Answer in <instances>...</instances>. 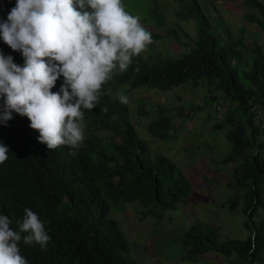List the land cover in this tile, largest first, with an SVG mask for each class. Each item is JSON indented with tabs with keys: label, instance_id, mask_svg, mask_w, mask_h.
Returning a JSON list of instances; mask_svg holds the SVG:
<instances>
[{
	"label": "trees",
	"instance_id": "1",
	"mask_svg": "<svg viewBox=\"0 0 264 264\" xmlns=\"http://www.w3.org/2000/svg\"><path fill=\"white\" fill-rule=\"evenodd\" d=\"M242 1L255 11L245 14L244 20L264 34V5ZM174 3L175 17L194 23L195 38L179 55L151 49L152 55L135 57L126 72L104 84L97 107L85 110V140L78 155L70 156L66 146L47 150L37 142L39 133L30 129L28 119L16 113L7 126L0 124V143L9 149L8 159L0 164V214L12 219V228L18 230L16 222L30 208L51 237L44 249L21 242V254L29 264H136L110 210L136 203L140 217L158 218L184 204L189 184L173 161L150 153L129 122L128 104L113 97L123 86L128 92L138 88L166 92L185 85L203 87L199 105L178 107L175 115L164 113L162 105L150 113L139 109L137 114L153 113L147 133L162 141L176 130V121L183 126L203 110L223 108L222 120L214 126L224 129L229 146L218 164L231 165L227 186L237 199L232 198L229 208L238 205L248 234L244 239H221L208 224L193 223L175 243L186 252L187 262L211 253L225 264H264V52L257 44H245L242 31L232 36L220 19L212 25L211 9L204 2ZM15 4L16 0H7L0 22ZM147 9L148 19L162 29L164 16L156 1L150 0ZM165 36L178 42L175 30L168 29ZM0 52L23 66L22 55L2 39ZM62 82L63 77L58 78L51 91L58 92Z\"/></svg>",
	"mask_w": 264,
	"mask_h": 264
},
{
	"label": "clouds",
	"instance_id": "2",
	"mask_svg": "<svg viewBox=\"0 0 264 264\" xmlns=\"http://www.w3.org/2000/svg\"><path fill=\"white\" fill-rule=\"evenodd\" d=\"M0 39L24 59L20 66L0 52V124L7 126L13 113L26 117L38 143L47 150L66 146L73 157L85 140V110L95 109L102 86L152 43L141 18L126 11L122 0H16L0 22ZM60 77L59 91L52 92ZM113 98L129 103L123 93ZM8 153L0 143V164ZM12 223L0 214V264H29L21 242L44 249L51 237L30 208L16 222L18 230Z\"/></svg>",
	"mask_w": 264,
	"mask_h": 264
},
{
	"label": "rangeland",
	"instance_id": "3",
	"mask_svg": "<svg viewBox=\"0 0 264 264\" xmlns=\"http://www.w3.org/2000/svg\"><path fill=\"white\" fill-rule=\"evenodd\" d=\"M155 1L159 12L164 16L162 29L155 27L147 17L150 0H122L125 10L138 15L153 38L141 55H152V51L166 56L179 55L187 50L195 38L194 23L179 21L175 17L173 9L176 0ZM206 1L199 0L211 9L209 15L212 25H216V20L220 19L232 36L236 37L242 31L245 44H257L264 52V34L243 18L245 14L255 11L245 6L242 0ZM257 1L264 5V0ZM6 4L7 0H0V18ZM168 29L175 30L178 42L165 36ZM120 89L129 98V122L145 141L150 153L161 154L173 161L189 184L184 204L158 218L149 215L140 217V209L136 203L120 204L110 210L109 214L129 243L132 258L136 264H225L223 258L211 253L187 262L184 259L186 252L175 243L181 233L193 223L208 224L217 231L221 239H244L248 234L243 228V216L238 205L229 208L232 198L237 199L227 186L230 182L231 165L218 164L229 146L223 138L224 129L217 130L214 126L221 122L220 111L223 108L219 106L217 111L216 106H213L209 110H203L183 126L178 125L175 118L176 130L172 131L168 139L160 141L147 133L146 125L149 118L153 117V113L148 115L150 110L162 105L164 113L175 115L178 107L199 105L204 99L203 87L185 85L166 92L144 88L128 92L126 86ZM139 109H143L145 113L148 110L149 113L138 115ZM168 109L170 112H167ZM262 119L264 120V116Z\"/></svg>",
	"mask_w": 264,
	"mask_h": 264
},
{
	"label": "water",
	"instance_id": "4",
	"mask_svg": "<svg viewBox=\"0 0 264 264\" xmlns=\"http://www.w3.org/2000/svg\"><path fill=\"white\" fill-rule=\"evenodd\" d=\"M249 112H250V111H249ZM249 112H248V113H249Z\"/></svg>",
	"mask_w": 264,
	"mask_h": 264
}]
</instances>
